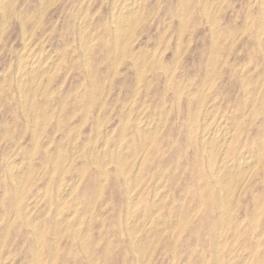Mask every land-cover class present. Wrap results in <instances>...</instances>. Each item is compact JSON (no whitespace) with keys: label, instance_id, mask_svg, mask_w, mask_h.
Instances as JSON below:
<instances>
[{"label":"rangeland","instance_id":"1","mask_svg":"<svg viewBox=\"0 0 264 264\" xmlns=\"http://www.w3.org/2000/svg\"><path fill=\"white\" fill-rule=\"evenodd\" d=\"M0 3V264H264V0Z\"/></svg>","mask_w":264,"mask_h":264},{"label":"bare ground","instance_id":"2","mask_svg":"<svg viewBox=\"0 0 264 264\" xmlns=\"http://www.w3.org/2000/svg\"><path fill=\"white\" fill-rule=\"evenodd\" d=\"M48 1H50V0H48ZM212 1V0H211ZM123 2V1H122ZM206 2V1H205ZM222 2V1H221ZM263 2V1H262ZM131 3V2H130ZM134 3V2H133ZM0 4H2V3H0ZM118 4V3H117ZM258 4H260L259 2H258ZM262 4V3H261ZM260 4V5H261ZM86 7H88V6H86ZM139 7V6H138ZM137 7V8H138ZM205 7V6H204ZM43 8V7H42ZM183 8V7H182ZM211 8V7H210ZM213 8H214V6H213ZM142 9V8H141ZM219 9V8H218ZM115 10V9H114ZM134 10H136L135 9V6H133V5H129L128 4V6H123V8H121V9H118L117 11H115V13L113 14V16L112 17H114L113 18V20H111V21H113L114 22V27H113V29H114V32H115V34L117 35V38H120V37H122L123 35L125 36V33H127L128 32V29L131 27V25L133 24V22H134V17H133V11ZM179 10V9H178ZM137 11V10H136ZM203 12V11H202ZM213 12H214V10H213ZM262 12V11H261ZM112 13V12H111ZM250 13V12H249ZM206 15V14H205ZM40 16V15H39ZM260 17H264V16H260ZM136 19V18H135ZM108 20V19H107ZM180 20V19H179ZM258 21H259V19H258ZM4 22V21H3ZM80 22V21H79ZM83 22V21H82ZM261 22V21H260ZM112 23V22H111ZM246 23V22H245ZM106 24V23H105ZM183 24V23H182ZM264 24V23H263ZM3 25V24H2ZM247 25V24H246ZM23 26V25H22ZM263 26V25H262ZM108 28V27H107ZM106 28V29H107ZM247 28V27H246ZM86 29V28H85ZM243 29H245V28H243ZM262 29H264V28H262ZM165 33V32H164ZM182 33V32H181ZM258 33V32H257ZM261 33H262V31H261ZM22 34H23V32H22ZM180 34V33H179ZM1 35V34H0ZM23 36V35H22ZM98 37V36H97ZM92 39V38H91ZM213 41V40H212ZM116 42V41H115ZM24 43H25V41H24ZM131 44V43H130ZM188 45V44H187ZM262 45V44H261ZM116 46V45H115ZM25 47H27V46H25ZM42 47V46H41ZM121 47V46H120ZM116 48V47H115ZM230 48V47H229ZM156 49V48H155ZM144 52V51H143ZM26 53V52H25ZM153 53V52H152ZM140 54V53H139ZM147 55V54H146ZM26 56V55H25ZM121 56V55H120ZM35 57V56H34ZM215 57V56H214ZM85 58V57H84ZM145 58V57H144ZM176 58V57H175ZM21 60V59H20ZM145 60H147V59H145ZM41 61V60H40ZM22 62V61H21ZM34 63H35V61H33ZM32 62V63H33ZM44 62H46V61H44ZM58 62V61H57ZM243 63V62H242ZM178 64V63H177ZM27 65V64H26ZM34 65V64H33ZM45 65V64H44ZM54 65V64H53ZM116 65V64H115ZM215 65V64H214ZM25 66V65H24ZM32 66V65H31ZM56 66V65H55ZM239 66V65H238ZM30 67V66H29ZM33 67V66H32ZM39 67V66H38ZM162 67V66H161ZM144 68V67H143ZM27 69V68H26ZM42 69V68H41ZM243 69V68H242ZM47 71V70H46ZM25 72V71H24ZM34 72V71H33ZM40 72V71H39ZM43 73H44V71H43ZM23 74H26V73H23ZM261 74V73H260ZM26 78H27V76H26ZM209 78H210V76H209ZM19 80V79H18ZM27 80V79H26ZM21 81V83L23 82V81H25V80H23V79H21L20 80ZM25 83H27V82H25ZM138 83V82H137ZM23 84V83H22ZM28 84V83H27ZM175 84V83H174ZM208 85V84H207ZM167 86V85H166ZM210 86V85H209ZM26 87H28L27 85H26ZM29 89V88H28ZM205 89V88H204ZM69 91V90H68ZM201 91V90H200ZM206 91H207V89H206ZM180 92V91H179ZM138 93V92H137ZM136 93V94H137ZM244 93V92H243ZM49 95V94H48ZM178 95V94H177ZM244 97V96H243ZM246 98V97H245ZM98 99V98H97ZM132 100V99H131ZM163 100V99H162ZM255 100V99H254ZM44 101V100H43ZM249 103V102H248ZM247 103V104H248ZM179 104V103H178ZM250 107V106H249ZM252 107V106H251ZM130 109V108H129ZM132 109V108H131ZM198 109V108H197ZM250 109V108H249ZM196 110V109H195ZM207 110V109H206ZM242 110V109H241ZM22 111V110H21ZM170 111V110H169ZM130 112V111H129ZM98 113V112H97ZM241 113H242V111H241ZM244 113V112H243ZM198 114V113H197ZM46 115V114H45ZM128 115V114H127ZM244 115V114H243ZM246 115V114H245ZM214 116V115H213ZM197 118V117H196ZM210 118V117H209ZM166 119V118H165ZM212 119V118H211ZM97 120H98V118H97ZM207 120H209V119H207ZM102 121V120H101ZM148 121V120H147ZM150 121V120H149ZM163 123V122H162ZM207 123H208V121H207ZM218 123V122H217ZM216 123V124H217ZM43 124V123H42ZM103 124V123H102ZM99 125V124H98ZM146 125H148V124H146ZM151 125V124H150ZM153 125V124H152ZM208 125V124H207ZM206 125V126H207ZM143 126H144V124H143ZM98 127V126H97ZM96 127V128H97ZM153 127V126H152ZM156 127V126H155ZM44 128V127H43ZM141 128H142V126H141ZM159 128V127H158ZM137 129H138V127H137ZM142 129H144V127L142 128ZM151 128L149 127V130H150ZM156 129V128H155ZM215 129V128H214ZM219 129V128H218ZM98 130V129H97ZM100 130V129H99ZM123 130V129H122ZM144 130H147V129H144ZM216 130V129H215ZM226 130V129H225ZM206 131V130H205ZM104 132V131H103ZM140 132V131H139ZM143 132V131H142ZM147 132V131H146ZM191 132V131H190ZM189 132V133H190ZM219 132V131H218ZM217 132V133H218ZM228 132V131H227ZM97 133V132H96ZM102 133V132H101ZM158 133V132H157ZM204 133V132H203ZM206 133V132H205ZM213 133H214V130H213ZM216 133V134H217ZM226 133V132H225ZM229 133V135H230V131L228 132ZM227 133V134H228ZM40 134V133H39ZM106 134V133H105ZM215 134V133H214ZM135 135V134H134ZM205 135V134H204ZM207 135V134H206ZM211 135V134H210ZM97 136V135H96ZM139 136V135H138ZM231 136V135H230ZM151 137V136H150ZM153 137V136H152ZM202 137H204L203 135H202ZM211 137V136H210ZM230 138V137H229ZM140 139V138H139ZM202 139V138H201ZM209 139V138H208ZM207 139V140H208ZM227 139H228V135H217V136H214L213 137V141H214V143H203V151H205V152H207V153H209V155H210V157L212 158L213 157V154H214V151H215V149L218 147V145L220 144V143H225V142H227ZM230 140V139H229ZM95 141V140H94ZM141 141V140H140ZM150 141V140H149ZM152 141V140H151ZM212 141V140H211ZM37 142V141H36ZM207 142V141H206ZM118 143V142H117ZM228 143V142H227ZM120 144V143H119ZM143 145V144H142ZM151 145V144H150ZM19 146V145H18ZM138 146V145H137ZM20 147V146H19ZM58 148V147H57ZM120 148V147H119ZM257 148V147H256ZM263 148V147H262ZM94 149V148H93ZM92 150V149H91ZM124 150V149H123ZM140 150V149H139ZM71 151H73V150H71ZM120 151V150H119ZM144 151H145V149H144ZM132 152H133V150H132ZM131 152V154H133ZM140 152V151H139ZM225 152V151H224ZM257 153H258V151H256ZM30 153V152H29ZM58 153V152H57ZM119 153V152H118ZM145 153V152H144ZM240 153V152H239ZM73 154V153H72ZM71 154V155H72ZM115 155L117 154V153H114ZM201 154V153H200ZM221 154V153H220ZM224 154V153H223ZM109 155H111V154H109ZM127 155V154H126ZM222 155V154H221ZM258 155H260L259 153H258ZM29 156V155H28ZM120 156V155H119ZM123 156V155H122ZM133 156V155H132ZM201 156V155H200ZM224 156V155H223ZM244 156V155H243ZM251 156V155H250ZM257 156V155H256ZM130 157V156H129ZM72 158V157H71ZM100 158V157H99ZM117 158H118V156H117ZM123 158V157H122ZM224 158V157H223ZM244 158V157H243ZM248 158V157H247ZM258 158V157H257ZM102 159H103V157H102ZM123 159H126V158H123ZM213 159V158H212ZM32 160V159H31ZM30 160V161H31ZM141 160V159H140ZM239 160H240V158H239ZM243 160V159H242ZM241 160V161H242ZM245 160V159H244ZM253 160V159H252ZM232 161V160H231ZM250 161L251 160H247V161H245V162H243V163H239V170L241 169V168H243V167H245V166H248V165H250V164H252V163H250ZM102 162V161H101ZM101 162H100V164H101ZM223 162V161H222ZM240 162V161H239ZM256 162V161H255ZM6 163V162H5ZM117 163V162H116ZM214 163H215V161L214 162H212L211 163V166H212V164L214 165ZM229 163V162H228ZM238 163V162H237ZM9 164V163H8ZM29 164V163H28ZM104 164V163H103ZM208 164V163H207ZM117 165V164H116ZM224 165V164H223ZM234 165H235V163H234ZM256 165V164H255ZM11 166V165H10ZM14 166V165H13ZM209 166V165H208ZM225 166V165H224ZM223 166V167H224ZM254 166V165H253ZM222 167V166H221ZM232 167V166H231ZM234 167V166H233ZM236 167V166H235ZM128 168V167H127ZM126 168V169H127ZM137 168V167H136ZM216 168V167H215ZM214 168V169H215ZM247 168V167H246ZM250 168V167H249ZM11 169H12V166H11ZM29 169V168H28ZM27 169V170H28ZM213 169V174H214V176H215V180H216V182H217V184L218 185H220L221 187H222V189L223 190H225V191H228L229 190V184H228V181H229V179L231 178V174L228 172V173H226V172H223V170H222V168L221 169H215L214 170ZM230 169V168H229ZM228 169V170H229ZM248 169V168H247ZM18 170H20L19 169V167H18ZM22 170V169H21ZM104 170V169H103ZM236 170V169H235ZM16 171H17V169H16ZM138 171V170H137ZM225 171V170H224ZM233 171V170H232ZM237 171V170H236ZM130 172V171H129ZM211 172V171H210ZM231 172V171H230ZM240 172V171H239ZM244 172V171H243ZM9 173V172H8ZM14 173V172H13ZM16 173V172H15ZM65 173V172H64ZM100 173V172H99ZM237 173V172H236ZM18 174H19V172H18ZM26 174V173H25ZM212 174V175H213ZM10 175H11V173H10ZM22 175H23V172H22ZM123 175V174H122ZM16 176V175H15ZM11 177H13V175L11 176ZM238 177V176H237ZM106 178V177H105ZM136 178H137V176H136ZM248 178V177H247ZM100 179V178H99ZM125 179V178H124ZM79 180V179H78ZM101 180V179H100ZM102 181V180H101ZM125 182V181H124ZM128 182V181H127ZM230 182V181H229ZM60 184V183H59ZM16 187V186H15ZM14 187V188H15ZM22 187H23V185H22ZM17 188V187H16ZM60 188H61V186H60ZM155 188V187H154ZM242 188V187H241ZM73 189V188H72ZM134 189V188H133ZM198 189V188H197ZM233 189V188H232ZM19 190V189H18ZM58 191H60L59 189H57ZM75 190V189H74ZM97 190H98V188H97ZM128 190V189H127ZM16 191V190H15ZM20 191H21V189H20ZM63 191V190H62ZM64 191H65V189H64ZM73 191V190H72ZM129 191V190H128ZM224 191V192H225ZM14 192V191H13ZM18 192V191H17ZM71 192V191H70ZM130 192V191H129ZM56 193H57V191H56ZM63 193V192H62ZM62 193L61 194H59L60 196L62 195ZM19 194V193H18ZM57 194V195H58ZM140 194V193H139ZM138 194V195H139ZM162 194V193H161ZM156 195H158V194H156ZM19 196V195H18ZM64 196V195H63ZM66 196V195H65ZM131 196V195H130ZM163 196V195H162ZM221 196V195H220ZM128 197H129V195H128ZM223 197V196H222ZM221 197V198H222ZM226 197V196H225ZM21 198V197H20ZM60 198H62V197H60ZM136 198V197H135ZM16 199V198H15ZM230 199V198H229ZM228 199V200H229ZM18 200V199H17ZM128 200H129V198H128ZM127 200V201H128ZM136 200V199H135ZM226 200V199H225ZM133 202H134V200H132ZM162 201V200H161ZM165 201V200H164ZM160 202V201H159ZM59 203V202H58ZM128 204V203H127ZM131 204V203H130ZM135 204V203H134ZM152 204V203H151ZM156 204V203H155ZM229 204V203H228ZM169 205V204H168ZM16 206V205H15ZM167 206V205H166ZM228 206V205H227ZM69 207V206H68ZM67 207V208H68ZM145 207V206H144ZM143 207V208H144ZM154 207V206H153ZM161 207V206H160ZM16 208V207H15ZM59 208V207H58ZM57 208V209H58ZM196 208V207H195ZM223 208V207H222ZM128 209H129V207H128ZM133 209V208H132ZM227 209V208H226ZM226 209L224 210L223 209V211H225L226 212ZM16 210V209H15ZM143 210V209H142ZM132 211V210H131ZM136 211V210H135ZM155 211V210H154ZM153 211V212H154ZM170 211V210H169ZM144 212V211H143ZM220 212H222V211H220ZM72 213V212H71ZM147 213V212H146ZM150 213V212H149ZM191 213V212H190ZM193 213V212H192ZM142 214V213H141ZM168 214V213H167ZM175 214V213H174ZM126 215H127V213H126ZM129 215V214H128ZM130 215H131V213H130ZM133 215V214H132ZM140 215V214H139ZM151 215V214H150ZM150 215H148V216H150ZM153 215V214H152ZM168 215H170V214H168ZM177 215V214H176ZM226 215V214H225ZM143 216V215H142ZM154 216V215H153ZM170 216H172V215H170ZM127 217V216H126ZM129 217V216H128ZM132 217V216H131ZM178 217V216H177ZM130 218V217H129ZM140 218V217H139ZM138 218V219H139ZM160 218V217H159ZM190 218V217H189ZM234 218H236V217H234ZM57 219V218H56ZM134 219H135V217H134ZM157 220H158V218H156ZM222 219V218H221ZM133 220V219H132ZM156 220V221H157ZM162 221H163V219H161ZM160 220V221H161ZM176 220V219H175ZM179 220V219H178ZM225 220V219H224ZM235 220V219H234ZM255 220V219H254ZM30 221V220H29ZM57 221V220H56ZM67 221V220H66ZM89 221V220H88ZM155 221V222H156ZM159 221V220H158ZM157 221V222H158ZM159 221V222H160ZM161 221V222H162ZM165 221H167V220H165ZM221 221H223V220H221ZM233 222V221H232ZM62 223H65V221H63ZM146 223H148V222H146ZM153 223H154V221H153ZM164 223V222H163ZM167 223V222H166ZM178 223V222H177ZM223 223V222H222ZM72 224V223H71ZM159 224V223H158ZM162 224V223H161ZM217 224H218V222H217ZM43 225V224H42ZM144 225H146L145 223H144ZM148 225H149V223H148ZM155 225V224H154ZM166 225V224H165ZM172 225V224H171ZM66 226V225H65ZM157 226V225H156ZM166 226H168V223H167V225ZM151 227V226H150ZM149 227V228H150ZM155 227V226H154ZM68 228V227H67ZM66 228V229H67ZM142 228V227H141ZM217 228V227H216ZM222 228V227H221ZM237 228H239V227H237ZM65 229V230H66ZM126 229H128V227H126ZM234 229H236V228H234ZM156 230V229H155ZM162 230V229H161ZM233 230V229H232ZM82 231V230H81ZM84 231H85V229H84ZM137 231H139V230H137ZM148 231V230H147ZM224 231V230H223ZM263 231V230H262ZM146 232V231H145ZM219 232H220V230H219ZM80 233V232H79ZM146 233H149V232H146ZM157 233V232H156ZM164 233V232H163ZM217 233V232H216ZM160 234V233H159ZM239 234V233H238ZM85 235V234H84ZM251 235H252V233H251ZM36 236V235H35ZM135 236V235H134ZM218 236V235H217ZM256 236V235H255ZM81 237V236H80ZM84 237V236H83ZM129 237H130V235H129ZM137 237V236H136ZM142 237H143V235H142ZM148 237V236H147ZM55 238V237H54ZM141 238V237H140ZM144 238V237H143ZM142 238V239H143ZM223 238H224V236H223ZM234 239V237L232 238V240ZM254 239V238H253ZM256 239V238H255ZM132 240V239H131ZM235 240H236V238H235ZM137 241V240H136ZM135 241V242H136ZM144 241V240H143ZM146 241V240H145ZM223 241V240H222ZM255 241V240H254ZM257 242V241H256ZM133 243V242H132ZM140 243V242H139ZM157 243V242H156ZM220 243V242H219ZM134 244V243H133ZM136 244V243H135ZM253 244H255V243H253ZM218 246V245H217ZM154 247V246H153ZM255 247V246H254ZM135 248V247H134ZM148 248V247H147ZM220 248V247H219ZM218 248V249H219ZM254 249V248H253ZM256 250V249H255ZM254 250V251H255ZM220 251V250H219ZM36 252V251H35ZM40 252V251H39ZM144 252V251H143ZM153 252V251H152ZM174 253V252H173ZM217 253V252H216ZM220 253V252H219ZM38 254H36V256H37ZM150 255V254H149ZM219 257V256H218ZM54 260V259H53ZM52 260V261H53ZM242 260V259H241ZM142 261V260H141ZM34 262V261H33ZM145 262V261H144ZM51 263V262H50ZM244 263V262H243ZM35 264H37V263H35ZM53 264V263H52ZM141 264V263H140Z\"/></svg>","mask_w":264,"mask_h":264}]
</instances>
